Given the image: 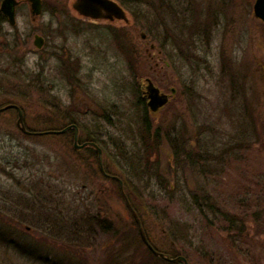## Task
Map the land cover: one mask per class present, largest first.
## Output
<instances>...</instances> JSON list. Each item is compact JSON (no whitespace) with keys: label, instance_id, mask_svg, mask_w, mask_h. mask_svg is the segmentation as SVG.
<instances>
[{"label":"rangeland","instance_id":"374dc122","mask_svg":"<svg viewBox=\"0 0 264 264\" xmlns=\"http://www.w3.org/2000/svg\"><path fill=\"white\" fill-rule=\"evenodd\" d=\"M44 1L46 12L36 18L23 2L16 25L7 24L2 34L8 43L0 49V107L19 105L26 128L35 134L21 129L15 108L0 111V223L15 239L18 231L31 248L23 252L0 241V264H53L58 252L75 264H110L111 252L138 247L131 211L96 153L75 147L72 133H39L61 129L72 119L80 126V144L95 135L105 170L128 180L129 196L158 248L186 255L191 264H264V22L254 15L255 0H170L173 6L134 0L137 17L118 0L128 21L85 17L74 0ZM189 1L210 25L194 44L185 40L189 33L177 29L187 19L181 12ZM209 11L216 17L208 18ZM36 33L50 36L46 47L34 44ZM149 79L169 95L166 105L151 111L153 128L183 135L186 150L193 151V170L184 156L180 167L175 165L173 145L165 137L151 164L141 156ZM132 156L138 162L130 163ZM135 167L150 174L148 187L136 178ZM41 175L54 188L36 193ZM196 184L222 209L243 217L245 226L232 229L221 214L205 216L183 199ZM177 185H183V194ZM48 195L51 201L44 204ZM77 206L112 220L121 236H128V249L110 243L108 233H99L94 242L87 235L83 246L55 239L53 217L60 213L69 221ZM45 212L53 221L38 218ZM174 220L190 225L189 241H173ZM44 238L53 244L41 255L53 249L40 258L34 247Z\"/></svg>","mask_w":264,"mask_h":264},{"label":"trees","instance_id":"16d2710c","mask_svg":"<svg viewBox=\"0 0 264 264\" xmlns=\"http://www.w3.org/2000/svg\"><path fill=\"white\" fill-rule=\"evenodd\" d=\"M122 3L124 5H127L130 8V10L134 14V16H136V17L138 16V14H137L138 11H137V9H135L136 2L134 0H128V1L123 0ZM162 3L165 4V1L162 0ZM70 74H73V73H70ZM142 101H144V100H142ZM142 104H143V109L145 111V115H144L145 118H144L143 126L141 127V139H142V146L141 147H143V149H142L143 155L141 154V156L145 157L146 162L149 163V161H150V164H151V157H152L153 153H155V152H156V154L160 153L159 148H160L161 143L164 140L166 142H168V140H169L170 144L173 145L172 146L173 147V153L172 154H173L175 165L180 167V165L182 163L183 156H184V157H186V164L183 163L182 167L185 164L186 167L189 166L193 170L194 165L196 163H194V160L191 157L193 151H191V149L186 150L187 140L186 139L184 140L183 135L179 134V133L178 134L174 133V136H171V134H169V132H167V133H165V135H163L160 125H157L156 129H154L153 128V120H152L153 118L150 117L147 104L144 102H142ZM245 113L246 114L243 113L242 115H243V117H245V119L247 121L246 117H249V118L251 117V114H250V111L248 108H246ZM75 122L76 121H74V119H72L71 121L67 122V124H65L63 127H66L67 125L75 123ZM63 127H58V128L62 129ZM56 129H57V127L47 129V130H42V131H40L41 132L40 134L46 133L45 131H51V130H56ZM246 132H248V130L244 131V133H246ZM68 133H72L71 130H68L64 134H68ZM72 138L74 140L73 134H72ZM162 138H164V140H162ZM88 139L93 140V141H97L99 143V141L97 140V137H95V135H93V134H91V136H89V138H87L85 140H88ZM92 150H94V149L92 148ZM121 152H123V151H121ZM134 154H137V153L135 152ZM190 157H191V160H190ZM205 159H206V157H205ZM132 160H134V161L137 160V162H138L139 159H136L132 156V158L130 159V163H132ZM138 166L140 168L143 167L139 164H138ZM139 167H138V170H137V167H135V169L137 170V171H134V173L137 174L136 178H139L142 182L147 181L146 187H148L149 186L148 185L149 184L148 178H151V176H150V174H146L147 173L146 169H140ZM206 172H208V171L206 170ZM131 173H132V171L129 169L128 176L131 175ZM110 174H112V173L110 172ZM145 175H148V177L146 176V179H145ZM202 175H203V173H202ZM111 179L113 181L115 180L118 183V186L120 188V183H119L118 179L114 178V177ZM122 179L124 180V178H122ZM124 184H125V188L127 191V195L129 197L134 209L137 211V213L141 217L142 222L144 224V220H143L142 215L140 213V209L138 208V206H136V204L132 201V199L129 196L130 193L127 190L128 180L127 181L124 180ZM182 186L177 185V188L179 189L180 193L183 194L185 192V191H183L184 189L180 190L182 188ZM34 188L36 190V193H41L42 188H49V189L54 188V183L51 182V180H48L47 178L43 177V175H41V176H39L37 181L34 183ZM120 191H121V188H120ZM121 194H122V191H121ZM186 194H187L186 196L183 195V199H185L186 201H189L192 205L197 207L201 212H203L205 214V216H207L208 213L221 214L223 217V220L225 222H227L229 224V227L232 229L239 230L245 226V223L243 221V217H241L239 214L230 213L229 211L222 209L219 206L217 199H215L213 197V195L205 187L196 184V186L193 189H190L189 192L186 191ZM49 196L50 195L47 196V200L44 198L42 199V202L44 204H47L49 201H51ZM38 197L41 199L40 195H38ZM122 197L124 198L123 194H122ZM46 201H48V202H46ZM63 203L64 202H62V204ZM74 209H75V207H74ZM90 210H91L90 206H86L83 209L80 206H77L76 207V213L71 217V219L69 221L66 220V217H64V214L57 213L56 217H53V219L55 218L54 224L51 225L52 226L51 227L52 232H54V234L52 236L55 239L57 237H60V239L63 241L67 240V241L73 242L74 244L83 246V245H85L84 243H86V241H87V239H85V237L87 235L92 236L91 241L94 242L93 238L95 236H97L99 233H106V234L108 233V234H111L113 236V239H112V241H110V243H117V244L118 243L119 244L124 243V246L122 247V249L127 250L128 249L127 246H130V245H127V243L125 242V240H128L127 239L128 236L126 235L127 236L126 238L121 236V232H120L119 228L112 222V220H110L109 218H106V217L91 215ZM41 215H42V217L38 216V218L40 220L42 218L44 220L52 219V214H48L45 212L44 214H41ZM131 218H132V223L130 225V229L133 231V233H134L133 235H136L138 237L137 239L139 242H136V243H138V247H135L134 251H132L130 253H127L126 251H121V249H119V248L116 251H114L113 253L111 252L113 260L110 264H184L182 261L172 262V261L165 260L162 257H160L159 255H157L156 253H154L144 243V240L141 236L138 224H137L132 212H131ZM53 219H52V221H53ZM30 220L31 221L35 220L36 222H38L37 218L36 219L30 218ZM19 221L21 223L25 224V222H24L25 220L23 218L19 219ZM36 224H38V223H36ZM189 226L190 225L188 223H185L182 221H176V220L172 221L170 233L172 234L173 241H182V242L183 241H189L191 238L189 236V230H190ZM144 227H145V224H144ZM125 232H127V230H125ZM16 233H17V238L15 239L16 234L11 235L8 227H5V225L0 223V241L1 242L8 243L11 245L13 244L15 247H17L18 249H20L23 252H28V250L31 251V248L26 247L25 242L20 241L21 237L19 236L18 231H16ZM119 237H123L125 239H122V240L118 239ZM48 239L44 238L43 239L44 241L40 242V244L42 243L41 245H39V243H38V244H36L35 247L31 246V247H34L36 249H39V253L38 252L37 253L39 254L38 256H40V258L47 257L51 253V251H49V250L53 249V248L48 249L47 252L49 254L45 253V254H43L44 256L41 255V249L47 250V246H52V244H53V242L48 241ZM89 241H90V239L88 240V242ZM152 244L155 246V248L157 250L163 251L160 248H158L154 243H152ZM108 247L112 248V246H110V245ZM63 252L66 253L65 251H63ZM172 255L177 256V255H182V254L176 253V254H172ZM67 256H68V254H61L59 252L56 255L54 254L53 264H75V262H77V261H75L74 263H72L70 257L67 258ZM121 257H122V259H120ZM45 259L47 261L49 260V258H45ZM76 264H79V263H76ZM80 264H84V263H80Z\"/></svg>","mask_w":264,"mask_h":264},{"label":"water","instance_id":"95a60500","mask_svg":"<svg viewBox=\"0 0 264 264\" xmlns=\"http://www.w3.org/2000/svg\"><path fill=\"white\" fill-rule=\"evenodd\" d=\"M16 4V0H4L3 10L9 16L12 22H15V9L14 6ZM33 11L35 14H40L42 12V2L41 0H32ZM73 7L82 15L91 18H106L114 20L115 18L124 19L126 21L129 20L126 10L116 1V0H75L73 2ZM254 13L257 17L264 20V0H255L254 3ZM36 44L41 46L42 37L40 35L36 36L35 40ZM173 90H176L173 88ZM145 93L148 95V104L152 112L158 111L161 107L166 105L169 102V95L161 90L159 86H157L152 80L149 79L148 85L146 86ZM16 107L18 110V125L21 127L23 131L30 132L26 128L24 124V111L17 104H8L4 107L0 108V111L5 110L7 108ZM75 129V147H84L87 144H92L97 147L99 151V162L103 167V151L100 146L96 142L90 141L80 144L78 142L79 138V128L76 124L68 125L57 132H64L69 128ZM117 177V176H116ZM122 194L126 199L128 206L131 208L133 215L138 223L140 233L145 240V242L149 245V247L159 255L160 257L170 260V261H179L183 260L185 264H190L188 259L184 255H179L176 257H172L171 254H166L164 252L158 251L149 241L145 232V229L142 224V220L137 213V211L133 208L127 193L124 189V183L122 179L120 180Z\"/></svg>","mask_w":264,"mask_h":264},{"label":"flooded vegetation","instance_id":"af4514ba","mask_svg":"<svg viewBox=\"0 0 264 264\" xmlns=\"http://www.w3.org/2000/svg\"><path fill=\"white\" fill-rule=\"evenodd\" d=\"M165 2H167V4H169V5H171V6H173L174 4L170 1V0H164ZM192 1V0H191ZM23 2H27V3H29V7H30V10H31V13H32V15H33V17L34 18H36V17H38L39 15H37V14H35L34 13V11H33V6H32V0H16V4H15V6H14V9H15V22H12L11 20H10V18H9V16L6 14V12L3 10V3H4V0H0V49H1V47L4 45V44H7L8 43V39H7V37H5V36H3L2 34L4 33V27L7 25V24H10L11 26L12 25H16V23H17V15H18V13H19V11H20V7L22 6V4H23ZM41 2H42V10H43V12H46L45 10H46V6H45V1L44 0H41ZM194 2H195V0H194ZM189 4H190V9H188L189 7H185L186 9H184V11H182L181 13H183L182 15H184L185 14V18L187 17V19H184L183 21H180V26L181 27H183V28H179V27H177V29H179V30H182V31H184V32H186V33H189L187 36L188 37H186L185 38V40L187 41L188 39L190 40V42H192V44H194V42L195 41H197V37H198V35H199V37H203L204 36V32H206V29L208 28V26H210L209 24H208V20H207V18H203L202 20L200 19L201 17H202V15H201V11H196V10H194L195 8H193V6H191V2L189 1L188 2ZM168 6V5H167ZM175 6H176V4H175ZM42 12V13H43ZM200 15V16H197V20H196V22H193L192 21V18H193V16H194V13L197 15V13ZM176 13V10H174V11H172V13H171V15H174ZM212 14H215V15H213L212 16ZM41 15V14H40ZM208 18H212V17H216V12L214 13V12H211V11H209L208 12ZM183 19V18H182ZM191 19V21L189 22V20ZM200 21H202V22H200ZM205 22H207V23H205ZM49 23V22H48ZM210 24H212L211 22H210ZM179 30H178V33H179ZM174 32V31H173ZM37 34L38 35H40L41 37H42V44H41V46L39 45H36V42H35V40H36V36H37ZM190 36V37H189ZM174 38V37H173ZM48 40H50V36L48 35H45V34H41V33H36L35 34V38H34V44L39 48V49H42V48H44V47H46L47 46V44H48ZM201 40H203V38L201 39ZM209 41V40H208ZM197 43V42H196ZM197 46H198V43H197ZM8 48H10V46L8 45ZM3 49V48H2ZM199 50H200V47H199ZM143 98H144V101H142V102H144V103H146L147 104V107H148V98H147V96L146 95H144L143 96ZM149 108V107H148ZM149 112V111H148ZM29 130V129H28ZM71 131H72V134H73V137H75V130L74 129H70ZM29 131H31L30 132V134H35V131H32V130H29ZM46 132V131H45ZM39 133H41V132H39ZM47 133V132H46ZM80 133H81V131H80V129H79V142H80ZM26 134H27V132H26ZM29 134V133H28ZM42 134H44V133H42ZM97 142V141H96ZM98 143V142H97ZM99 145H100V143H98ZM83 148H87V149H89L90 151H93L94 152V154L96 153V155H97V157L99 158V154H98V152H97V149L93 146V145H86L85 147H83ZM92 148L94 149V150H92ZM27 228L28 229H30L29 228V226H27ZM146 245H147V243L146 242H144ZM148 246V245H147Z\"/></svg>","mask_w":264,"mask_h":264}]
</instances>
